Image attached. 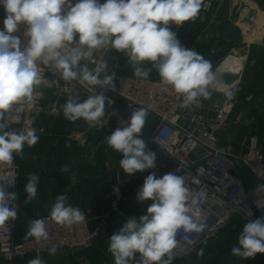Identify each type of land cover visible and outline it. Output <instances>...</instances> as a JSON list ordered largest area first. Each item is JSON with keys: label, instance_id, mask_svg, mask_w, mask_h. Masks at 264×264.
Returning <instances> with one entry per match:
<instances>
[{"label": "clouds", "instance_id": "1", "mask_svg": "<svg viewBox=\"0 0 264 264\" xmlns=\"http://www.w3.org/2000/svg\"><path fill=\"white\" fill-rule=\"evenodd\" d=\"M203 0H0L5 11L0 30V163L11 164L14 156H22L25 145L34 146L37 130H6L5 114L14 106L31 109L35 90L43 83L39 62L53 69L65 81H78L101 89H110L114 72L100 78L106 64L90 70L87 63L94 50L103 46L123 52L132 64L134 75L148 78L155 69L163 85L171 86L182 96L183 106L199 104L208 98L214 74L211 63L192 48H185L172 25L182 26L195 21ZM24 27L22 39L16 35ZM148 61L151 68L145 70ZM94 62V61H91ZM229 96L234 95L229 92ZM111 100L103 92L83 101L70 97L62 106L66 119H84L94 127L105 116V102ZM148 116L146 108L132 111L123 127L107 136V144L120 153V167L126 175L155 169L156 154L147 150L140 133ZM67 169H62L61 172ZM38 177L31 174L25 185L30 202L37 194ZM16 193L0 189V225L15 220L17 212L9 204ZM199 193L185 185L182 176L168 172L157 178L155 172L146 176L137 193L138 202L151 200L147 212L139 219L129 218L109 238L108 251L115 264H172L173 250L178 246V232H201ZM49 219L60 225L72 226L85 220L80 208L73 207L64 194L56 197ZM26 236L37 242L47 241L49 233L44 219L28 222ZM55 255L57 248L49 247ZM264 254V216L248 221L231 254L241 259ZM139 254V259H136ZM202 254V250H201ZM28 264H45L39 256Z\"/></svg>", "mask_w": 264, "mask_h": 264}, {"label": "built area", "instance_id": "2", "mask_svg": "<svg viewBox=\"0 0 264 264\" xmlns=\"http://www.w3.org/2000/svg\"><path fill=\"white\" fill-rule=\"evenodd\" d=\"M72 2L75 3V0ZM211 7V0H205L202 4L204 11ZM4 18L5 11L0 6V30L4 27ZM23 31L24 27L21 26L16 35L26 40ZM116 51L111 46H103L94 50L90 61L80 62L87 63L90 70L99 64H106L100 78L114 72V88L111 84L106 86L110 89H101L86 82L65 81L53 69L39 62L44 79L35 90L34 106L31 109L26 105L14 106L12 111L5 114L8 126L6 130L38 126L37 133H46L43 121L60 116V102L63 99L78 93L89 97L103 92L112 103L105 102V116L96 126L103 127L110 135L116 128L124 126L122 121H128L132 111L146 108L147 120L149 115H153L155 125L151 130L144 126L139 135L147 144L165 155V163L156 160L155 169L136 172L127 178L123 177L119 164L117 180L109 189L110 209L97 225H92L89 213L81 208L85 220L72 226L57 224L48 218L50 214H36L33 219H44L49 233V239L40 242L28 236L20 240L17 236V220L21 212L19 189L23 171L19 161L14 158L10 165L0 163V189H7L17 196L9 204L17 212L16 219L0 225V259L4 264H20V259L31 255L41 258L52 246L57 251L90 249L107 227L111 215L119 216L125 221L132 218L123 210L124 203L129 199L123 192L125 182L140 179L141 183L135 189L138 192L146 176L152 172H155L157 178L174 172L184 178L186 187L200 196L198 206L204 229L201 232L186 233L183 229L178 232L179 243L173 250L177 258H184L206 241L216 238L220 230L236 216L246 223L264 216V153L260 136L255 133L244 134L236 145L237 150L236 146L223 144L219 136L221 130L231 124L238 101V82L227 85L221 77L223 73H229L221 70V67L230 55L220 58L212 66L214 80L208 91H213L216 97L211 101L201 97L199 104L185 107L182 96L175 93L171 86L163 85L160 77L145 79L121 72V62ZM124 57L125 63L132 65L125 54ZM216 76L218 83L225 84V87L214 85ZM229 92L234 95L229 96ZM47 93L51 98H46ZM118 98L124 101L123 110L117 108ZM72 137L77 145L86 147L89 140L88 129H77L72 132ZM167 163L171 166H165Z\"/></svg>", "mask_w": 264, "mask_h": 264}, {"label": "crops", "instance_id": "3", "mask_svg": "<svg viewBox=\"0 0 264 264\" xmlns=\"http://www.w3.org/2000/svg\"><path fill=\"white\" fill-rule=\"evenodd\" d=\"M211 1V9L204 11L201 7L194 22H185L180 27L172 25V30L176 32L177 38L183 47L192 48L203 57H205L203 47L210 43L215 48L210 60L216 62L222 54L230 55L229 59L241 60L242 69L239 78L242 79L243 71L245 72L246 84L248 82L252 83L257 77L256 87L258 93L254 102L264 103V76L261 74L264 69V20L260 26L255 23L259 13H264V0ZM251 9L255 13L251 22L248 23L246 18ZM253 29L256 30L254 34L252 33ZM119 60L121 62L120 71L134 75L133 66L125 63L123 55L120 56ZM142 66L147 70L151 68V63L145 61ZM148 77L157 78L160 76L155 69H152ZM215 97L216 94L212 91L207 100L211 101ZM46 98H51V95L47 93ZM69 98L60 102L61 110ZM116 102L117 108L123 110L124 101L118 98ZM260 106L262 107V105ZM233 116L231 124L221 130L219 136L223 144L235 147L241 137L246 134L247 127L245 123L247 119H245V123H239L234 121ZM49 120L45 119L43 124L50 133L55 134L64 132L66 121H70L64 117L62 111L59 118H54L50 122ZM77 122L78 124H74L72 132L77 129H88L89 140L85 149H77L75 152L71 151L64 154L49 150L44 159L43 157L37 158L39 150L35 152L34 149L31 150L32 146L25 145L26 164L29 166L22 171L20 180L19 202L21 212L17 220V236L20 240L26 237L28 222L36 214H50L51 207L58 195H66L69 204L86 210L93 226L97 225L100 218L107 214L110 209L109 189L111 184L117 180V168L122 155L108 146L106 138L109 134L105 132L103 127L96 125L89 127L88 122L82 118ZM154 125L155 118L153 115H149L145 128L151 130ZM38 136L46 143L47 135L40 136L39 134ZM147 150L156 154V160L165 163V155L160 150L150 145ZM165 166L169 167L171 164L167 163ZM65 168L67 170L61 172ZM31 174L38 177L37 194L35 199L25 202L27 199L25 185ZM122 175L124 178L128 176L124 172ZM140 183V179H130L123 186V192L129 198L124 203L123 210L129 214L132 210L136 212L140 204L137 200L138 192H135ZM117 217L111 215L108 226L113 225L119 219ZM93 249L82 254L76 252L73 254L72 250H58L55 255H50L47 251L41 255V259L45 261V264H86L89 262V257H91L89 254ZM33 258H36V256L31 255L20 259L19 263L28 264Z\"/></svg>", "mask_w": 264, "mask_h": 264}, {"label": "rangeland", "instance_id": "4", "mask_svg": "<svg viewBox=\"0 0 264 264\" xmlns=\"http://www.w3.org/2000/svg\"><path fill=\"white\" fill-rule=\"evenodd\" d=\"M255 33V32H254ZM256 35V34H255ZM204 55L205 59L208 60L211 65L215 63V60H210L211 54L215 48L211 46V44L204 45ZM118 55V58L120 56H124L123 52L116 51ZM239 53V52H238ZM225 54H222L220 57H224ZM245 72L243 71L239 82V91H238V101L236 105V110L234 113V121L236 122H243L246 121V134L249 133H255L260 136L261 143H262V151L264 153V103L261 104V102L258 101L254 102L256 99V95L258 93V88L256 87V80L257 77L252 81V83L248 82L246 84V77ZM261 74L264 76V69L262 70ZM212 92V91H211ZM71 97H76L78 101H83L87 99L88 97L83 93L75 94ZM254 105H253V104ZM262 105V107L260 106ZM247 108V109H246ZM61 116V114H60ZM56 118H59L56 117ZM55 118V119H56ZM49 122L54 119L53 117L47 118ZM80 120V119H77ZM76 121H66L64 132L55 134L50 133L49 130H47L46 133H37V135H47V141L46 143L43 142L41 139L38 140V142L32 146L31 150L34 149L35 152H38L37 158L43 157L45 159L46 154L49 150L56 151L60 154H64L66 152H75V150L79 149H85V147L77 145L75 143L73 137H72V130L74 128V124L78 122ZM64 123V122H63ZM38 130V128H35ZM59 139V140H58ZM42 141V143H41ZM41 143V144H40ZM146 143V142H145ZM41 146H40V145ZM147 144V143H146ZM147 147L149 145L147 144ZM236 146V150H237ZM25 146L23 148V154L22 156H14L15 159H17L22 167V170H26V167L29 166L26 164V154H25ZM36 156V154H35ZM246 176H249L247 172H245ZM152 203L151 200H146L144 202H140L138 205V208L136 212L132 210L130 212V216L132 218H136L137 220L141 215L146 214L148 206ZM34 218V217H33ZM32 218V219H33ZM119 218V219H117ZM116 221L113 225H107V227L102 231L101 236L98 238V240L95 242L93 247L90 249H93L91 251V257H89V262L86 264H115L114 257L112 254L108 251L109 246V238L116 232L119 231V229L123 226V224L126 222L125 220H122L119 216L117 217ZM246 224L241 218L236 216L234 220L224 226L218 236L216 238L210 239L206 241L204 244L199 246L197 249L193 250L189 254H187L184 258L180 259L174 256L172 260V264H264V254L257 253L254 258H247V259H241L238 256H233L231 254V249L233 246L238 245V237L240 233L243 230V226ZM19 233V228H18ZM27 237V236H26ZM21 238V237H20ZM88 249V250H90ZM88 250H72L71 252L74 254L76 253H85ZM202 250V254H201ZM136 259H139V254H137ZM1 260V259H0ZM84 263V262H83ZM0 264H3L2 261H0ZM130 264H134V261H131Z\"/></svg>", "mask_w": 264, "mask_h": 264}, {"label": "bare ground", "instance_id": "5", "mask_svg": "<svg viewBox=\"0 0 264 264\" xmlns=\"http://www.w3.org/2000/svg\"><path fill=\"white\" fill-rule=\"evenodd\" d=\"M263 16H264V13H262V12L259 13L258 19L255 20V23L257 24V26H260L262 24V21L264 20ZM246 26H248V25H246ZM254 32H256L255 29L252 30L253 34H254ZM241 69H242V61L241 60H233V59H229V58L223 63V65L221 67V70L238 76L237 79L233 82V84L239 82ZM218 81H219L218 76H216V79L214 81V85H217V86L219 85V86L225 87V84L223 85L222 83H218Z\"/></svg>", "mask_w": 264, "mask_h": 264}, {"label": "water", "instance_id": "6", "mask_svg": "<svg viewBox=\"0 0 264 264\" xmlns=\"http://www.w3.org/2000/svg\"><path fill=\"white\" fill-rule=\"evenodd\" d=\"M254 10L251 9L248 14H247V18L246 21L249 23L251 22L253 16H254ZM222 80L226 82L227 85H231L233 84V82L237 79L238 76L231 74V73H223L222 74Z\"/></svg>", "mask_w": 264, "mask_h": 264}]
</instances>
